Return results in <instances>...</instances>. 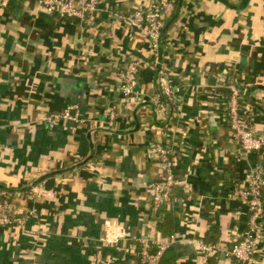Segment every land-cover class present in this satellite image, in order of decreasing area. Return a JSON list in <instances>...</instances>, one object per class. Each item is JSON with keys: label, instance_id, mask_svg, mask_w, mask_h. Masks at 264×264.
<instances>
[{"label": "crops", "instance_id": "crops-1", "mask_svg": "<svg viewBox=\"0 0 264 264\" xmlns=\"http://www.w3.org/2000/svg\"><path fill=\"white\" fill-rule=\"evenodd\" d=\"M148 1L102 0L91 24L61 19L35 0L0 4V186L37 195L12 197L15 213L35 215L0 229V264H140L142 241L153 247L171 236L177 242L161 264H243L225 253L249 216L232 200L246 161L232 140L223 88L248 87L262 132L264 0H177L165 17L160 62L182 87L179 118L150 102L159 86L147 68L132 100L115 94L131 57L152 59L123 20ZM69 106L81 121L61 118ZM153 142L170 151L176 178L173 205L156 212L149 185L164 171L146 157ZM248 162L264 166V150ZM200 243L221 251L206 259ZM257 259L264 264V243Z\"/></svg>", "mask_w": 264, "mask_h": 264}, {"label": "built area", "instance_id": "built-area-1", "mask_svg": "<svg viewBox=\"0 0 264 264\" xmlns=\"http://www.w3.org/2000/svg\"><path fill=\"white\" fill-rule=\"evenodd\" d=\"M15 0H0L4 5ZM44 11L56 15L61 19H80L87 24L98 15L102 0H35ZM177 0H149L143 8L135 10L124 17V21L135 28L149 45L152 59L149 61L131 57L118 71L119 85L115 94L122 96L123 100H132L137 93L140 74L143 69H149L155 73L159 91L150 102L158 111H171L172 118H179L181 114L182 87L175 85L169 71L160 62V50L163 48V34L166 29L165 17L170 15L176 7ZM223 90L227 91L224 101V112L231 128L232 140L236 145L239 155L243 156L246 166L240 186L236 187L232 194V200L247 208L248 221L246 230L241 239L225 253L234 261L243 264H256L258 255L263 250L264 243V166L251 164L249 158L264 150V130L257 132L254 129V112L246 103L248 87L243 83L226 85ZM145 102V101H144ZM117 108L110 107L108 110L109 121L117 118ZM61 118L79 122L82 115L77 107L69 106L63 112ZM44 122L53 124V117H46ZM110 123V122H109ZM149 161L157 162L164 171V177L159 182L149 185L153 210L159 211L163 206H172L176 178L173 171V163L170 151L159 142H153L148 150ZM185 188L191 192L192 186L188 181ZM29 197L35 199L37 195L23 192H10L8 187L0 186V229L14 226L22 227L35 215V210L25 213H15L12 206V197ZM108 241H118L116 237H108ZM177 242L174 236L169 239H159L151 247L146 241H142L139 251L140 264H161L165 253ZM201 253L206 259L220 253L216 245L200 243Z\"/></svg>", "mask_w": 264, "mask_h": 264}, {"label": "trees", "instance_id": "trees-1", "mask_svg": "<svg viewBox=\"0 0 264 264\" xmlns=\"http://www.w3.org/2000/svg\"><path fill=\"white\" fill-rule=\"evenodd\" d=\"M23 192L22 190H20V189H10V192H12V193H16V192ZM167 226V224H165L164 225V223H160L159 224V228L161 229V230H163L165 227ZM170 235H172V234H170ZM213 259V258H212Z\"/></svg>", "mask_w": 264, "mask_h": 264}, {"label": "water", "instance_id": "water-1", "mask_svg": "<svg viewBox=\"0 0 264 264\" xmlns=\"http://www.w3.org/2000/svg\"><path fill=\"white\" fill-rule=\"evenodd\" d=\"M55 174H57V173H52V175H55ZM46 177H47V176L42 177V178L39 180V182H41L42 180H44Z\"/></svg>", "mask_w": 264, "mask_h": 264}, {"label": "rangeland", "instance_id": "rangeland-1", "mask_svg": "<svg viewBox=\"0 0 264 264\" xmlns=\"http://www.w3.org/2000/svg\"><path fill=\"white\" fill-rule=\"evenodd\" d=\"M149 2V1H148ZM143 102V101H142Z\"/></svg>", "mask_w": 264, "mask_h": 264}]
</instances>
